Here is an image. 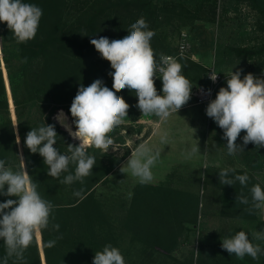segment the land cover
Instances as JSON below:
<instances>
[{"label":"trees","instance_id":"1","mask_svg":"<svg viewBox=\"0 0 264 264\" xmlns=\"http://www.w3.org/2000/svg\"><path fill=\"white\" fill-rule=\"evenodd\" d=\"M25 2L36 4L43 10L34 39L27 43H17L6 23L0 22V26L27 173L32 182L37 184L41 197L54 205L48 228L40 230L46 264H93L95 253L102 251L106 244L118 248L125 258V264H130L119 241L117 224L105 207L104 201L96 194L97 186L122 162L129 151L118 156L94 146H87V153L96 160L92 174L85 177L83 183L77 181L64 184L61 181L68 173H62L59 178L48 176V166L44 164L43 157L39 153H31L25 145L27 132L44 124L55 125L57 143L54 147L61 153L68 154V145L79 146L80 141L70 136L54 117L63 110L67 117L66 123L75 128V125H72L70 106L81 84L87 87L96 79H101L104 86L113 90V80L109 73L114 72V69L111 68L110 62L96 51L90 40L100 37H107L110 41L122 39L128 35L130 25L140 17L145 18L149 30L155 32L150 43L157 61L161 54L177 52L168 39L169 27L180 29L192 26L198 20L215 22L220 12L224 15L233 12L237 16L251 18L250 30L244 34L241 43L222 45L218 54L222 58H233L236 69H242L241 78L248 73L257 76L259 71L264 70V0H25ZM177 61L183 66L182 74L190 82L193 81L197 85L208 84L207 77L202 78L200 74V70L204 71L203 64L186 56H179ZM195 74L197 78H194ZM160 78L161 76L155 79L158 94H162ZM217 89L214 98L218 93ZM116 94L122 96L128 103L129 109L125 119L131 122L121 124L109 133L114 142H119L122 139L118 137L121 129L128 133L136 132V126L142 116L137 107L138 97L134 91L126 88ZM33 111L36 112L35 118H26L27 114ZM11 123L6 86L0 71V159L5 160V166L14 167L19 171L21 159ZM149 133L150 131L147 135ZM74 170L75 165H70L69 171L74 174ZM237 172L246 173L242 169ZM250 185L249 181L243 190V194L248 198ZM231 198L232 201L236 200L233 191ZM147 212L131 211L126 216V222L133 227L134 233L149 238L144 239L140 253L143 256V263L151 264L155 262L158 252L155 244L151 242L152 237L157 241V245L171 252L175 244L159 242L164 241L163 238L167 235L176 233L174 230L177 227L171 224H167V227L164 221L161 224L159 222L152 224L148 220L150 216L156 217V212L152 209ZM167 215L170 217V214ZM240 215L255 219L257 225L264 229V221H260L256 213L250 214L248 211ZM142 217L144 221L141 222ZM195 218L191 216L188 219L193 223ZM53 224L60 225L58 231L53 229ZM49 240H56L54 247H46ZM260 245L264 248V241L260 242ZM192 252L188 261L173 256L171 263L264 264V255H260L258 259L249 256L238 259L234 254L230 256L217 244L200 243L195 261ZM5 255L6 247L0 240V264H3ZM24 257L26 264H43L37 236L25 251ZM14 260V257L9 259L8 264H13ZM16 264L21 262L17 261Z\"/></svg>","mask_w":264,"mask_h":264},{"label":"clouds","instance_id":"2","mask_svg":"<svg viewBox=\"0 0 264 264\" xmlns=\"http://www.w3.org/2000/svg\"><path fill=\"white\" fill-rule=\"evenodd\" d=\"M42 15L43 10L39 6L25 0H0V22L6 23L17 43H27L35 38ZM154 35L145 18L140 17L130 25L128 35L122 39L110 41L107 37H100L90 40L96 51L114 69L109 73L113 90L104 86L101 79H96L87 87L83 84L79 86L70 106L75 131L66 123L63 110L56 114L54 119L57 123L80 141L79 146L68 145V154L54 147L57 143L55 125L44 124L27 132L25 145L31 153H39L43 157L44 164L48 166V176L59 178L62 173H68L61 183L72 184L77 181L83 183L84 178L92 174L96 160L87 153L86 147L94 146L108 152L114 145L109 133L127 117L129 105L116 93L126 88L134 91L138 97L137 107L142 114L155 115L161 121H166L173 112L177 113L188 103L193 84L182 74L183 66L173 57L161 54L157 61L150 43ZM157 72L161 75L162 94H158L155 87ZM241 74L242 69L232 71L226 80L227 87H221L216 98L206 107V115L223 130L229 156L244 151L249 143L254 144L256 150L264 148V78L252 73L241 78ZM209 79L216 82L217 74L211 71ZM210 92L209 89L208 94ZM242 131L246 134L242 138L243 143L238 145L236 141ZM17 141L19 143L18 135ZM160 143H168L166 131L160 135ZM197 152L198 146H193L185 158L190 159ZM160 156L159 150L141 143L131 152L121 171L124 172L126 166V170L140 184H149L154 179L151 169ZM5 163L0 159V195L17 199L0 203V240L6 247L3 264H8L13 257V264L17 261L26 264L24 253L33 243L37 232L48 228L54 205L41 197L37 184L32 182L26 169L14 172ZM70 165H75L74 174L69 171ZM218 177L221 185L233 186L238 181L242 188L247 187L250 180L247 173L237 174L232 167L220 169ZM250 193L249 213L264 209V188L255 184L250 188ZM76 194L79 195L78 192ZM236 200L244 205L249 204L243 192ZM52 227L58 231L60 225L53 224ZM251 235L252 240L264 241V229ZM252 240L249 234L241 230L223 238L221 247L238 259L245 256L258 259L264 255V248ZM55 244L56 240H49L46 247L51 248ZM93 264H125V258L118 248L106 244L102 251L95 253Z\"/></svg>","mask_w":264,"mask_h":264},{"label":"rangeland","instance_id":"3","mask_svg":"<svg viewBox=\"0 0 264 264\" xmlns=\"http://www.w3.org/2000/svg\"><path fill=\"white\" fill-rule=\"evenodd\" d=\"M245 10H247L246 7ZM251 21V18L237 16L233 12L227 15L220 12L215 22L198 20L192 26L182 27L180 29L167 28L168 39L174 49L177 50L181 33L183 31L188 32L191 47L186 57L190 58L193 50L199 51L198 53L202 56L199 62L204 65V71L200 70L202 78L206 77L210 66L213 65L216 67L223 76L217 89L219 91L221 87H227L226 80L227 77H230L231 72L237 71L232 57L222 58L219 56V48L226 44L241 43L244 34L250 30ZM2 77L4 80L7 78L9 81L8 68L5 75L2 73ZM197 77L195 74L194 78ZM257 77L264 78V70L259 71ZM8 81L6 97L9 117L12 121L11 125L20 153L19 171L27 170L22 149L20 150L17 141L13 115L17 127L18 118L11 85ZM191 83L193 84V90L197 83L195 84L193 81ZM11 106L13 112L11 111ZM140 113L142 117L136 126L137 131L128 133L126 130L121 129L118 135V137L122 138L121 141L114 142L113 148L110 147L109 152L118 156L124 155L127 151L130 153L146 138L148 132L151 131L159 117L155 115H143L141 111ZM35 116L36 112L33 111L32 113H28L26 118H35ZM70 122L72 123V121ZM129 123L131 124L130 121L124 118L122 124ZM72 130L75 131V128L72 127ZM245 134V132H241L240 137L236 141L238 145L243 143L242 138ZM223 135V130L219 128L215 134L216 139L214 141V152H216V155L214 157L213 153L210 155V159L213 160L217 157L216 159L218 161L215 165H212V163L200 165L194 159L189 165L179 164L180 167H176L174 172L168 174L164 179L142 185L126 170V166L125 171L122 172L119 164L97 186L96 194L104 201L105 207L117 224L119 241L126 252L130 264H144L143 256L140 253V246L144 243V239L149 240L148 237L144 238L134 233L133 227L131 225L129 226L126 222V216L131 211L148 213L147 211L152 209L156 212V217L150 216L148 222L152 224L159 222L161 224L164 221L167 227V224L177 227L174 230L176 233L170 236L167 235L166 238H163L165 239L164 241L159 242L171 245L175 244L171 252L157 245V241L152 237L151 242L155 244L158 250L156 252V264H167V262L172 264L173 256L186 262L191 258L192 250L195 261L198 257L197 251L202 242L206 244H217L222 248L221 241L225 237H230L242 230L249 234V238L252 240L251 234L261 229L255 219L240 215L242 212L246 214L248 212L246 210L251 207L250 191L248 205L241 204L238 200L232 201V191L237 197L241 192H244L245 187L242 188L238 181L233 187L221 185L219 183L218 172L220 170L218 168L219 166H224L235 168L236 171L240 169L245 170L250 177V188L255 184H260L264 188V148L256 150L255 145L249 143L244 147V151H238L236 155L229 156L226 147L227 141L223 139ZM6 167L11 168L14 172L17 171L14 167ZM156 173L159 174V172ZM6 188L7 186H5V191ZM8 199H17V197L0 195V203ZM253 212L256 213L260 221H264V209L254 210ZM167 214H170V217ZM191 216L196 217L193 223L188 219ZM140 221H144V218L142 217ZM159 226L161 227V225ZM252 242L260 243L262 241L252 240ZM155 262L151 264H155Z\"/></svg>","mask_w":264,"mask_h":264},{"label":"crops","instance_id":"4","mask_svg":"<svg viewBox=\"0 0 264 264\" xmlns=\"http://www.w3.org/2000/svg\"><path fill=\"white\" fill-rule=\"evenodd\" d=\"M198 52V50H193L190 54V58L197 62L202 59V56ZM206 107V104L197 103L195 97L191 93V98L188 103L177 113L173 112L166 121H161L160 118H158L154 123L149 135L141 142L161 152L160 159L151 169L154 176L151 183L164 179L168 174L174 172L176 167H180L179 164L189 165L194 159L200 165L206 163H212V165L217 164V157L213 160L210 159V155L212 153L213 157L216 155V152H214V141L216 139L215 134L219 130V127L212 118L206 115ZM165 131L168 133V143L162 144L160 143V135ZM196 145L198 146L199 152L190 159H186V154ZM135 149L131 152L135 151ZM131 152L122 160L119 167H122L126 163ZM223 167L224 166H219L218 169L220 170ZM156 172H159V174Z\"/></svg>","mask_w":264,"mask_h":264},{"label":"built area","instance_id":"5","mask_svg":"<svg viewBox=\"0 0 264 264\" xmlns=\"http://www.w3.org/2000/svg\"><path fill=\"white\" fill-rule=\"evenodd\" d=\"M190 47H191V41L189 38V34H188V32L183 31L181 33L177 52L176 53H169V54H166L165 56H170V57H173L174 59L177 60V58L179 56H187ZM0 71L4 75L7 72V64H6V59H5V47H4V42H3L1 26H0ZM211 71H214L217 74L216 82H212L209 79V75H210ZM159 76H161V75L159 72H157L156 73V79ZM206 77L208 79V84L197 85L196 87L193 88V90L191 92L193 94V96L195 97L196 102L200 103V104H208L211 100H214L215 91L223 79L222 74L213 65L209 67L207 74H206ZM7 80H8L7 78H5V80H4L6 90H7ZM209 89L211 90L210 94H208Z\"/></svg>","mask_w":264,"mask_h":264},{"label":"water","instance_id":"6","mask_svg":"<svg viewBox=\"0 0 264 264\" xmlns=\"http://www.w3.org/2000/svg\"><path fill=\"white\" fill-rule=\"evenodd\" d=\"M11 111L13 112V110H12V106H11ZM13 122H14V126H15V129H16V133H17V135L19 136L18 127H17V125H16V121L14 120V115H13ZM72 125H73V123H72ZM18 144H19V148H20V150H21L22 147H21L20 137H19V143H18ZM21 155H22V152H21ZM26 171H27V170H26ZM36 236H37L38 241H39V246H40V250H41V254H42V258H43V264H46V261H45L44 256H43V250H42V244H41V235H40V231L37 232Z\"/></svg>","mask_w":264,"mask_h":264}]
</instances>
